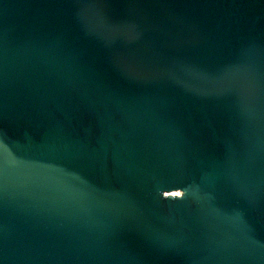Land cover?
I'll return each instance as SVG.
<instances>
[{
  "label": "water",
  "instance_id": "water-1",
  "mask_svg": "<svg viewBox=\"0 0 264 264\" xmlns=\"http://www.w3.org/2000/svg\"><path fill=\"white\" fill-rule=\"evenodd\" d=\"M0 264H264V0H0Z\"/></svg>",
  "mask_w": 264,
  "mask_h": 264
}]
</instances>
